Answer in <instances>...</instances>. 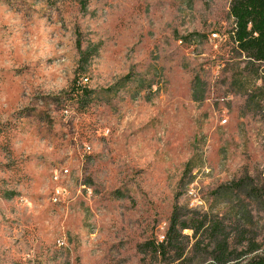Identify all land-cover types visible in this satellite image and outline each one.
<instances>
[{
	"label": "rangeland",
	"instance_id": "rangeland-1",
	"mask_svg": "<svg viewBox=\"0 0 264 264\" xmlns=\"http://www.w3.org/2000/svg\"><path fill=\"white\" fill-rule=\"evenodd\" d=\"M230 2L0 0V264L264 250V63ZM177 213L203 234L155 259Z\"/></svg>",
	"mask_w": 264,
	"mask_h": 264
},
{
	"label": "trees",
	"instance_id": "trees-1",
	"mask_svg": "<svg viewBox=\"0 0 264 264\" xmlns=\"http://www.w3.org/2000/svg\"><path fill=\"white\" fill-rule=\"evenodd\" d=\"M229 12L234 21L231 38L237 49L249 58L264 63V0H231ZM92 93L86 86L79 89L83 106L87 105ZM204 226V221L194 218L183 220L177 213L171 219L165 239L161 242L149 241L143 245V249L149 250L155 259L165 256L170 249L182 250L180 245L184 237L183 230L192 229L194 236H202ZM246 243L243 250H230L227 236L218 238L212 260L199 264H264L263 245L254 237L248 238ZM195 245L198 246V242ZM261 250L262 253H259ZM182 255L183 253L176 259H180Z\"/></svg>",
	"mask_w": 264,
	"mask_h": 264
},
{
	"label": "built area",
	"instance_id": "built-area-1",
	"mask_svg": "<svg viewBox=\"0 0 264 264\" xmlns=\"http://www.w3.org/2000/svg\"><path fill=\"white\" fill-rule=\"evenodd\" d=\"M219 37H220V36H219L218 33H213V34H212V39H213V40H217Z\"/></svg>",
	"mask_w": 264,
	"mask_h": 264
}]
</instances>
